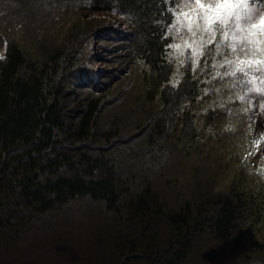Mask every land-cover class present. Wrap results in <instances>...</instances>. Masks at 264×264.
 <instances>
[{
	"label": "trees",
	"instance_id": "1",
	"mask_svg": "<svg viewBox=\"0 0 264 264\" xmlns=\"http://www.w3.org/2000/svg\"><path fill=\"white\" fill-rule=\"evenodd\" d=\"M192 2L0 0V264H211L208 239L229 245L264 223L263 201L234 184L223 191L201 184L195 200L170 202L180 175L157 166L165 138L196 134L195 113L183 106L195 103L198 88L190 75L169 83L167 47L176 39L177 10ZM248 3L253 21L264 15V0ZM71 14L77 18L68 24ZM110 18L126 30L120 57L149 67L148 96L158 93L164 103L136 116L135 134L122 130L120 114L113 123L105 118V97L117 84L97 89V79L87 83L90 76L77 70L86 57L81 42ZM262 99L250 102L257 128L264 126ZM135 141L137 149L128 147ZM96 209L110 223L96 225L82 244L74 237L87 232L75 228L76 218Z\"/></svg>",
	"mask_w": 264,
	"mask_h": 264
},
{
	"label": "rangeland",
	"instance_id": "2",
	"mask_svg": "<svg viewBox=\"0 0 264 264\" xmlns=\"http://www.w3.org/2000/svg\"><path fill=\"white\" fill-rule=\"evenodd\" d=\"M208 2L209 0H202V3L206 5ZM234 2L240 8L253 11L248 0H234ZM198 12L199 9L194 0L190 5H183L177 10L180 20H177L176 15V28L182 30L177 32L172 45L179 47L171 48L169 52V59L174 64L169 83L177 86L187 75H190L198 88L196 93L198 95L194 96L195 103L189 99V102L183 106V110H191L195 113L193 127L196 134L193 139L181 141L177 138L174 140L165 138L163 148L158 149L163 155L157 166L162 167L167 174H174V178L177 177L175 172L180 175L179 184L182 187L177 191L170 189L168 194L171 196L170 202H176V195H179V198L189 197L195 200L201 184L203 188L209 190L216 183V188L220 191L228 190L234 184L248 194L257 195L264 203V126L257 128V121L251 118L255 115L254 111L250 109V101L255 96L259 98L264 92H252L245 96L249 86H244L245 89L239 86L238 82L241 78L239 74L236 77L224 76L227 69L220 68L219 64L225 58L235 61L237 53L228 52L227 45L221 41L219 32L216 34V43L221 45V54L218 55L215 44L207 43L211 39L210 36L203 35L202 30L196 31L195 36L187 31L184 14L194 18ZM76 18L75 14L69 15L68 24ZM261 18H264V15L250 23L246 32L254 37L252 47L261 48L254 53L252 60L264 63V41L260 39L261 29L259 28ZM102 28L97 32L96 37L81 42L80 51L82 56L86 54V57H81L77 70L78 73L84 74L82 76H90L86 80L87 83L95 82L97 79L98 82L92 83L97 89L99 86L117 84H115L116 88L105 97L104 110H109L105 118L113 123L114 117L118 118L116 114H120L123 120L122 130L135 134L137 126H134L133 124L136 123L133 122H137L134 121L136 116L142 113L145 117L147 113H151L150 110L153 107L160 110L164 103L158 93L154 100L148 96L151 85L146 82L145 75L146 73L147 76L150 75L149 67L141 61L128 64L127 58L120 57L123 46L120 43L121 39L125 38L126 32L120 22L112 18L105 19V25ZM114 41L117 42L113 43ZM239 56L244 59L243 53H239ZM213 64L217 67L213 68ZM217 72L220 73L219 76ZM121 77L122 81L119 82ZM255 85L264 89V84H260L259 80L255 81ZM240 96L245 98L241 100ZM257 110L259 117L264 121V99L259 101ZM181 115L183 116L182 113ZM176 118L179 130H182L183 120L182 118L179 120V116ZM177 141L179 147L174 145L175 148L171 153L169 147ZM138 146L135 141L128 147L137 149ZM187 147L192 152L189 157H185ZM183 148L182 154L175 155V152L179 153ZM100 211L102 210L96 209L95 216L85 214L81 218H76L77 227L75 228L87 234L82 238L76 235L74 239L82 244L85 240L88 242L96 225L110 223L111 215L103 211L102 216H99ZM207 242V249L215 248L207 255L211 264H263V249L258 250V244L260 242L264 246V223L249 226L246 231H240L229 245H215L211 239ZM80 254L84 257L90 256L89 251L80 252Z\"/></svg>",
	"mask_w": 264,
	"mask_h": 264
},
{
	"label": "snow or ice",
	"instance_id": "3",
	"mask_svg": "<svg viewBox=\"0 0 264 264\" xmlns=\"http://www.w3.org/2000/svg\"><path fill=\"white\" fill-rule=\"evenodd\" d=\"M179 2L180 0H174V3ZM194 3L199 12L194 18L184 14L187 31L195 36L196 31L202 30L203 35L210 36L211 39L207 43L215 44L218 55L221 54V45L216 43V34L219 32L220 39L227 45L228 52L237 53L235 61L225 58L219 64L220 68L227 69L224 76L236 77L239 74L241 77L238 82L239 86H249L245 96L252 92H264V89L255 85L257 80L260 84H264V63L252 60L254 53L260 51L261 48L259 46L252 47L254 37L251 33L246 32V26L253 23L254 19L251 11L248 8L238 7L234 0H209L207 5L202 3V0H194ZM177 20H180L179 14ZM171 26L175 27V25ZM253 26L255 27V25ZM259 28L261 29L260 39L264 41V18H261ZM181 30V28H177V32ZM230 36L231 39H229ZM167 47L178 48L179 46L168 44ZM239 53L244 54V59L240 58ZM201 54L203 55V53ZM233 65L235 66L233 67ZM212 67L216 68L217 65L213 64ZM257 73L260 75L257 76ZM219 75L220 73L217 72V76ZM245 96H240L239 99L243 100Z\"/></svg>",
	"mask_w": 264,
	"mask_h": 264
}]
</instances>
